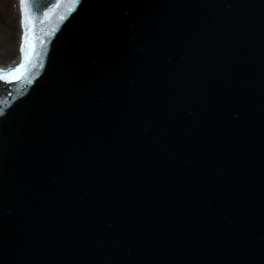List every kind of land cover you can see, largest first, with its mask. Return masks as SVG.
<instances>
[{
    "label": "water",
    "instance_id": "obj_1",
    "mask_svg": "<svg viewBox=\"0 0 264 264\" xmlns=\"http://www.w3.org/2000/svg\"><path fill=\"white\" fill-rule=\"evenodd\" d=\"M55 3L0 80V264H264V0Z\"/></svg>",
    "mask_w": 264,
    "mask_h": 264
},
{
    "label": "rangeland",
    "instance_id": "obj_2",
    "mask_svg": "<svg viewBox=\"0 0 264 264\" xmlns=\"http://www.w3.org/2000/svg\"><path fill=\"white\" fill-rule=\"evenodd\" d=\"M18 16L16 1L0 0V66L8 64L18 53Z\"/></svg>",
    "mask_w": 264,
    "mask_h": 264
},
{
    "label": "snow or ice",
    "instance_id": "obj_3",
    "mask_svg": "<svg viewBox=\"0 0 264 264\" xmlns=\"http://www.w3.org/2000/svg\"><path fill=\"white\" fill-rule=\"evenodd\" d=\"M73 2H75V0H73ZM19 5H20L21 13H22L21 24L26 29L25 34L23 36L24 44H22V46H21V52L24 53V57L22 58L21 64L18 66V68L10 70L7 74H0V80L7 79V76H13V78H15V79H20L19 76H14V73L19 72L21 69H23L25 67V61L28 59V53H27L26 47H25V45H27V42H28L27 28L29 26V15H28V12L26 11V9L28 7V0H19ZM62 6H64L62 3V0H56L55 5H53L52 7L53 8H60ZM67 6L71 7V4H68ZM47 15H48V13L45 12V16H47Z\"/></svg>",
    "mask_w": 264,
    "mask_h": 264
},
{
    "label": "bare ground",
    "instance_id": "obj_4",
    "mask_svg": "<svg viewBox=\"0 0 264 264\" xmlns=\"http://www.w3.org/2000/svg\"><path fill=\"white\" fill-rule=\"evenodd\" d=\"M14 1H15V0H14ZM13 63H14V61L12 60V61H10L8 64L3 65V67H5V68H10L11 66H13Z\"/></svg>",
    "mask_w": 264,
    "mask_h": 264
}]
</instances>
